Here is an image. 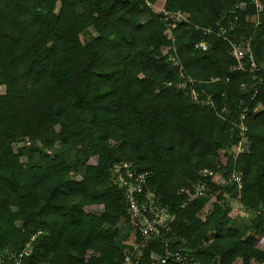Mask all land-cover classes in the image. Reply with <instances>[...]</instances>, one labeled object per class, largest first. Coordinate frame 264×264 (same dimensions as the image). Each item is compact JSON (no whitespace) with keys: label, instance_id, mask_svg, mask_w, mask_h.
Returning a JSON list of instances; mask_svg holds the SVG:
<instances>
[{"label":"trees","instance_id":"obj_1","mask_svg":"<svg viewBox=\"0 0 264 264\" xmlns=\"http://www.w3.org/2000/svg\"><path fill=\"white\" fill-rule=\"evenodd\" d=\"M163 12L187 21L171 29ZM248 40L263 64L254 0H0V264L25 249L21 264H122L139 237L112 180L119 162L175 217L143 264L167 249L264 262V69L240 71L233 56ZM200 183L208 192L185 205L181 191Z\"/></svg>","mask_w":264,"mask_h":264},{"label":"built area","instance_id":"obj_2","mask_svg":"<svg viewBox=\"0 0 264 264\" xmlns=\"http://www.w3.org/2000/svg\"><path fill=\"white\" fill-rule=\"evenodd\" d=\"M254 5L258 14L264 12V7L259 3V0H254ZM240 7H242V4L236 6V9H234L231 13L235 14ZM163 13L165 21L170 23L171 29H174L178 24L187 21V18L181 14ZM256 21H258V17L256 18ZM256 26H259V23H256ZM169 35L170 39L174 42L175 38L171 36V30H169ZM172 49V46L168 47L164 51V55L170 56L169 60L174 63V66H179L178 62L171 57L170 51ZM195 49L206 50L207 45L205 43H199L195 46ZM233 56L238 61V69L240 71L249 70L251 73H255L259 69H264V63L258 64L252 55L251 40L233 44ZM186 87L190 89V96L192 99L198 102L195 82L190 79L188 82L184 80L181 84V88ZM206 104L211 105V102L207 99ZM242 130L246 131L245 128H242ZM247 149L248 147L245 142L241 141L233 149V157L236 158ZM202 175L207 177L211 174L208 170H205ZM112 180L115 185L124 191L134 224L133 235L135 236L137 233L139 237V239L131 242L124 250L122 264H143L142 260L145 255L144 251L149 245L148 241H160L162 239L163 232L172 222H174L175 217L167 208L160 204L155 193L148 190L147 174L138 173L133 169L131 164L127 162L114 164L112 169ZM232 180L238 185H241V174L232 175ZM207 192L208 188L203 183L193 185L191 191H181L182 194H186L188 197L185 205L191 203L196 198L203 196ZM28 255L29 252L25 249L16 257L14 256L15 264H21L22 259ZM151 260L153 261V264H201L191 253L180 250L170 251L168 249L164 257L154 253L151 255ZM256 264H264V262Z\"/></svg>","mask_w":264,"mask_h":264},{"label":"rangeland","instance_id":"obj_3","mask_svg":"<svg viewBox=\"0 0 264 264\" xmlns=\"http://www.w3.org/2000/svg\"><path fill=\"white\" fill-rule=\"evenodd\" d=\"M165 0H161V2H164ZM155 11H160L158 8H154ZM4 90L3 88H0V93H3ZM214 182L217 183L218 185H224L225 181L223 179V177L221 175H216L214 177ZM215 202V198L211 200L210 204L204 209V211L201 213V217L204 219L212 210V205ZM228 203L229 205L232 207L233 209V217L238 219L239 222H243V223H248L247 219L242 218V213L241 212V208L239 206L238 201L236 200H232V199H228ZM126 233L128 235H130L131 230H127ZM0 259H1V254H0Z\"/></svg>","mask_w":264,"mask_h":264}]
</instances>
